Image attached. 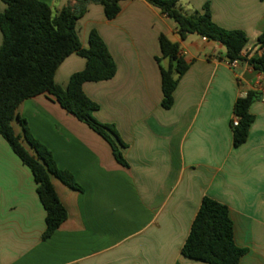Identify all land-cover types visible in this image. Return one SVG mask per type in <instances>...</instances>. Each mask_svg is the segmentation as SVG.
Masks as SVG:
<instances>
[{
	"label": "crops",
	"instance_id": "0c3cea01",
	"mask_svg": "<svg viewBox=\"0 0 264 264\" xmlns=\"http://www.w3.org/2000/svg\"><path fill=\"white\" fill-rule=\"evenodd\" d=\"M57 14L77 0H40ZM192 13L210 5L213 22L249 38L244 55L264 57V0H179ZM109 20L90 5L78 21L84 48L95 31L117 65L106 82L86 83L85 94L99 110L95 118L114 126L127 166L85 123L43 94L24 101L18 116L44 145L61 171L81 191L58 178L52 182L68 219L48 239L46 211L31 170L0 136V264H206L186 258L183 247L202 201L226 205L236 245L246 250L240 264H264V101L251 108L249 139L233 145L234 105L249 91H264V75L249 63L230 67L222 44L191 34L181 41L177 23L146 0H124ZM6 5L0 0V15ZM161 35L181 45L190 65L170 110L162 107ZM3 37L0 31V46ZM168 60L162 62L163 66ZM86 60L69 56L55 82L67 88ZM16 134H22L18 120Z\"/></svg>",
	"mask_w": 264,
	"mask_h": 264
},
{
	"label": "trees",
	"instance_id": "16d2710c",
	"mask_svg": "<svg viewBox=\"0 0 264 264\" xmlns=\"http://www.w3.org/2000/svg\"><path fill=\"white\" fill-rule=\"evenodd\" d=\"M6 10L0 15V31L3 41L0 46V136L32 172L37 185V194L46 211V231L43 239L50 238L68 219V213L60 201L52 178H58L71 189L81 191L74 177L57 168L52 153L35 139L27 122L18 114L20 105L34 97L46 94L54 99L69 114L85 123L111 146L115 159L127 166L123 157L124 144L114 126L106 125L95 118L99 105L84 92L86 83H100L113 79L117 65L100 36L93 31L89 47L80 42L77 24L90 5L104 8L106 18L115 19L124 0H77L55 14L51 7L40 0H2ZM161 13L177 23L181 41L191 34L220 43L226 50V60L247 62L264 75V57L249 58L244 51L248 36L240 30H225L218 27L212 18L210 5L192 13L179 6V0H146ZM161 57L156 58L162 77V107L170 110L174 93L181 77L190 65L181 55V45L161 35ZM258 48L264 49V33L258 40ZM76 54L86 60L83 71L73 74L67 88L55 82L61 64ZM169 64L163 66L162 62ZM261 99L259 91H249L234 105V116L239 125L233 126V145L239 148L247 143L250 129L255 121L252 105ZM18 120L22 134H16L13 122ZM182 254L189 259L206 264H240L246 250L236 245L234 224L229 208L209 197L202 201L193 222L190 235Z\"/></svg>",
	"mask_w": 264,
	"mask_h": 264
},
{
	"label": "built area",
	"instance_id": "2783aa9c",
	"mask_svg": "<svg viewBox=\"0 0 264 264\" xmlns=\"http://www.w3.org/2000/svg\"><path fill=\"white\" fill-rule=\"evenodd\" d=\"M238 63H239V61H234V62L230 63V67H235ZM261 100L264 101V91L262 93ZM238 125H239V118L234 117L233 126L237 127Z\"/></svg>",
	"mask_w": 264,
	"mask_h": 264
}]
</instances>
